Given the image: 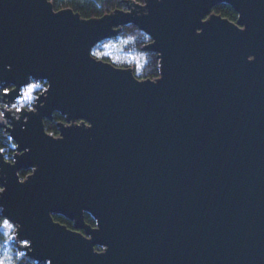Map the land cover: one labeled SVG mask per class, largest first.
Masks as SVG:
<instances>
[{
    "label": "water",
    "instance_id": "water-1",
    "mask_svg": "<svg viewBox=\"0 0 264 264\" xmlns=\"http://www.w3.org/2000/svg\"><path fill=\"white\" fill-rule=\"evenodd\" d=\"M125 2L84 17L0 0V84L48 83L33 108L17 91L0 110L15 142L0 208L20 248L48 264H264V0ZM127 23L151 36L158 77L93 54Z\"/></svg>",
    "mask_w": 264,
    "mask_h": 264
},
{
    "label": "trees",
    "instance_id": "trees-1",
    "mask_svg": "<svg viewBox=\"0 0 264 264\" xmlns=\"http://www.w3.org/2000/svg\"><path fill=\"white\" fill-rule=\"evenodd\" d=\"M56 9L63 7H72L75 11H79L84 17L100 16L107 12H111L116 8H126L127 4L125 0H51ZM143 1V0H136ZM214 11L222 14L234 21L238 19V12L233 8L232 5L223 2L214 6ZM117 40L120 42L119 47L122 51L127 53H141L143 54L144 61L140 73H135L139 78H156L160 75V59L157 52L151 50H145L143 47L151 41V36L140 29L134 23H127L121 27L120 33L112 38H106L98 42L93 47V54L99 58L110 61L117 66L118 63L112 61L107 55H98V49L103 44ZM44 85H47L45 80H40ZM1 85V84H0ZM2 92V89H0ZM3 95H0V110L6 105L3 99ZM65 116L61 112H55L53 119H46L45 125L49 132L58 135L59 129L57 123L64 121ZM0 146L6 154L7 158H12L15 152V142L10 138L9 134L5 132L4 128L0 125ZM29 171L22 170L21 176L25 177ZM8 219L7 217H3ZM54 218L59 220L69 227H72V221L61 214H54ZM86 220L92 224H95V219L90 213H86ZM16 228L12 231L15 232ZM5 239L3 230L0 229V241ZM25 252L20 248V242L8 241L3 249H0V253H5L11 258V264H48L44 261L35 260L29 256L26 252L25 255L20 256V252Z\"/></svg>",
    "mask_w": 264,
    "mask_h": 264
},
{
    "label": "snow or ice",
    "instance_id": "snow-or-ice-1",
    "mask_svg": "<svg viewBox=\"0 0 264 264\" xmlns=\"http://www.w3.org/2000/svg\"><path fill=\"white\" fill-rule=\"evenodd\" d=\"M26 86L17 89H12L3 85H0V89H2V92H0V95L7 96L10 92H17L22 91L23 96L21 97V100L24 99H31L32 93L36 88H39L40 85L35 83H27L25 82ZM15 107V105H13ZM5 110H7V105L4 106ZM4 190L0 189V193H2ZM7 215V213L4 212L2 208H0V229L3 230V234L5 239L3 241H0V249L4 248V245L8 241H21L24 248L27 249L29 247V240L23 238L22 236H19L17 233L13 232L12 230L16 228V224L13 222V220L10 219H4L3 217ZM20 256L25 255V252H20ZM0 264H11V258L8 257L5 253H0Z\"/></svg>",
    "mask_w": 264,
    "mask_h": 264
},
{
    "label": "rangeland",
    "instance_id": "rangeland-1",
    "mask_svg": "<svg viewBox=\"0 0 264 264\" xmlns=\"http://www.w3.org/2000/svg\"><path fill=\"white\" fill-rule=\"evenodd\" d=\"M119 44L120 42L117 40H112L103 44V46L98 49V55H107L110 59H112V61L118 63L120 66H130L133 68L135 73H140L144 61L143 54L124 52L119 47ZM32 83L38 84L40 87L33 91L32 98L30 100L24 99V103L33 102L38 93L44 90L48 85L47 83V85L44 86V84L40 81H34Z\"/></svg>",
    "mask_w": 264,
    "mask_h": 264
},
{
    "label": "built area",
    "instance_id": "built-area-1",
    "mask_svg": "<svg viewBox=\"0 0 264 264\" xmlns=\"http://www.w3.org/2000/svg\"><path fill=\"white\" fill-rule=\"evenodd\" d=\"M22 96H23V94L17 99L16 103L13 105L17 106L18 108H21V107L33 108L34 104H35L34 101L36 98L33 100V102H29V103L25 102L24 103V100H21Z\"/></svg>",
    "mask_w": 264,
    "mask_h": 264
},
{
    "label": "flooded vegetation",
    "instance_id": "flooded-vegetation-1",
    "mask_svg": "<svg viewBox=\"0 0 264 264\" xmlns=\"http://www.w3.org/2000/svg\"><path fill=\"white\" fill-rule=\"evenodd\" d=\"M126 8H128V7L126 6ZM72 227H73V221H72Z\"/></svg>",
    "mask_w": 264,
    "mask_h": 264
},
{
    "label": "bare ground",
    "instance_id": "bare-ground-1",
    "mask_svg": "<svg viewBox=\"0 0 264 264\" xmlns=\"http://www.w3.org/2000/svg\"><path fill=\"white\" fill-rule=\"evenodd\" d=\"M22 94H23V93H22ZM22 94H21V95H22Z\"/></svg>",
    "mask_w": 264,
    "mask_h": 264
}]
</instances>
